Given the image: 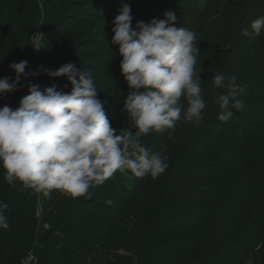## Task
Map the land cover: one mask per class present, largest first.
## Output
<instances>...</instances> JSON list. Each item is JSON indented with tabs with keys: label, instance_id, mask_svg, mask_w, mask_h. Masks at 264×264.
Listing matches in <instances>:
<instances>
[{
	"label": "trees",
	"instance_id": "16d2710c",
	"mask_svg": "<svg viewBox=\"0 0 264 264\" xmlns=\"http://www.w3.org/2000/svg\"><path fill=\"white\" fill-rule=\"evenodd\" d=\"M27 2L28 0H21L15 3L27 6ZM15 3L6 4L5 0H0V7L4 6L6 9L10 6L17 11L19 8ZM181 3L185 9L190 6L189 0H181ZM234 3L235 1L231 0L226 2V9ZM55 12L49 11L47 7L42 11L36 10V24L16 25L15 28L11 22L1 25L3 18L0 13V35L4 38L10 29H14L13 34H10L13 36L10 44L0 37V79H15L16 74L9 65L32 58V49L24 51L23 46L30 47L32 35L36 34L35 31L37 32L42 22L41 17L44 19V32H53L54 28L49 25L45 27V23L53 19ZM221 12L230 13L227 10ZM211 14L210 18L213 17L215 21L221 16L217 12ZM70 18L71 16L68 21L74 17ZM218 21L222 28V25L227 24L220 19ZM66 23L64 21L59 24L60 30ZM228 27L226 25L225 31L229 36L232 30ZM200 29L201 31L195 30L197 37L205 32L202 27ZM19 33L26 34L27 40L23 42L16 39L15 36ZM74 43L75 38L69 36L57 41L56 46L37 61L28 89L24 90L21 83L16 92L0 96V108L6 105L13 109L18 108L21 99L29 94L32 85H38L41 89L50 87L51 84L59 85L69 88L66 92L72 89V85L66 80L59 79L61 83L55 77L49 76L48 72L67 63H73L75 66L78 64L73 61V57L78 58L76 55L60 57L62 51L66 54ZM223 44V41L220 42L225 50L226 46ZM58 53L60 58L57 57ZM112 56L113 51L108 53V61L105 64L107 73ZM258 66L259 63L254 68V76L264 78V67ZM91 72L94 73V70ZM201 75L204 77V73ZM231 75L247 79L238 73L228 74ZM35 77L38 80H35ZM94 83L96 85L98 81L95 80ZM245 84L252 85L253 88L255 83ZM203 92L207 102L203 122L199 125H182L172 134H169L168 130L143 138L150 152L158 148L159 153L169 157V167L156 179L150 176L136 178L138 183L132 185V191L126 189L125 183L118 181L131 175L117 173L114 178L95 188L91 199L72 198L56 190L52 191L50 197H45L42 193L22 190L19 182L15 187L7 184L4 180L5 170L0 166V201L9 205L6 215L10 224L8 230H0V264H24L29 257H32L30 264H264V144L261 143L260 148L256 144L248 146L246 154L254 157L243 158L239 173L243 178L242 182L262 188L259 208L255 209L253 205L238 207L239 214L230 211L229 215H232L224 222H228L224 225L225 230L208 228L209 218L204 212L214 202L217 190L211 175L214 166L213 151L205 149L208 144L205 130L213 124L220 109L214 102L211 85ZM259 93L255 97L259 98L255 100L258 105L264 103V93L260 96ZM245 96L247 97H242L243 102ZM233 112L237 113L236 110ZM226 146L235 148L231 142H227ZM227 182L224 196L230 195L234 185H238L231 179ZM129 191L135 195L131 196ZM120 193L122 195H119ZM131 198H135L140 206L152 209L153 212L147 229L141 231L140 237H135L137 239H134V242L131 238L128 244L123 245L122 235L125 231L131 234V229H125L120 221V213L125 201ZM186 205H195L204 211L192 214L195 219L189 221L191 226L176 230L173 222L185 220L188 214L183 212V209ZM224 215L226 217L227 214ZM175 231L185 233L186 237H173ZM117 232L120 233V238L115 237ZM212 237L214 239H211ZM114 240L117 244L113 249L111 244ZM259 246L257 252L251 253ZM119 249L125 250L126 254H119Z\"/></svg>",
	"mask_w": 264,
	"mask_h": 264
},
{
	"label": "clouds",
	"instance_id": "9594fccd",
	"mask_svg": "<svg viewBox=\"0 0 264 264\" xmlns=\"http://www.w3.org/2000/svg\"><path fill=\"white\" fill-rule=\"evenodd\" d=\"M163 15V19L133 26L131 6L122 3L112 22L111 44L119 46L121 75L129 87L122 112L131 129L117 132L113 128L92 72L78 70L73 63L48 72L51 77H67L70 92L56 85L44 89L32 85L18 108H0V166L7 184L15 187L19 182L22 190L45 197L56 190L72 198L91 199L94 189L117 173L156 179L166 172L169 157L150 152L143 138L175 130L180 122L199 125L205 119L207 102L197 33L175 27L174 12ZM262 31L264 16L251 21L250 29H243L241 35L259 36ZM43 38L32 35L29 45L39 52L45 48ZM9 67L15 79H0V96L16 92L21 77H27V60ZM212 85L220 109L217 118L227 123L233 110L245 107L242 97L249 86L219 70L212 76ZM8 208L0 201V230L10 228Z\"/></svg>",
	"mask_w": 264,
	"mask_h": 264
},
{
	"label": "rangeland",
	"instance_id": "374dc122",
	"mask_svg": "<svg viewBox=\"0 0 264 264\" xmlns=\"http://www.w3.org/2000/svg\"><path fill=\"white\" fill-rule=\"evenodd\" d=\"M17 1L21 0H5V3L11 4ZM189 1L190 6L188 9H185L181 0H35L36 6L34 0H28L27 6L15 3L19 8L17 11L10 6L5 9L2 5L3 7H0V13L3 18L1 25H4L5 22H11L13 24L12 27L16 25H34L37 20V15L35 17L36 10L42 11L47 7L49 11H56L53 19L45 23V27L49 25V27L52 26L54 28L53 32H44V25H42L44 21L43 17H41L42 22L37 28V32L35 31L36 34L46 36V39L44 38L43 40L45 48L37 52L32 46H23L24 51L26 49H32L31 51H33L32 58L27 60V77L21 78L23 89H28L29 80L32 79L31 75L35 71L37 61L40 60L42 55L48 54L62 37L69 36L72 39L75 38L72 49L67 51L66 54L62 51L63 54L61 53L60 57L63 55L66 57L76 55L78 58L73 57V61L78 63L76 65L78 70H94V73H92L93 79L94 81H98L96 87L101 92L99 98L105 102V111L113 128L117 132L122 128L131 129L132 127L127 114L122 112L123 101L129 92V87L121 75L120 63L122 58L119 56V46L111 44L113 37L112 28L114 27L112 22L119 14L121 4L127 3L131 6L133 26L140 21L149 23L154 18L163 19L165 12L172 11L177 17L175 27L179 28L183 26L196 31H201L200 27H202L205 32L203 31V35L197 37L198 48L201 53L200 60L203 62L201 65L203 68L202 73H204V77L201 75L202 89L206 91L207 87L211 85L212 93H214L211 79L217 70L223 72L226 76L229 73H236V75L238 73L243 77H247V79H244L238 76L240 83H255L253 88L251 85L247 89V93H250V95L246 94L247 97L245 96V107L243 109L237 111V113L234 112L233 118L227 123L220 122L217 115L213 120V124L209 125L205 130L208 140L205 149L213 151L212 165L214 166L212 167L211 175L215 185L214 188H216L217 192L214 195V202L206 208L204 213L209 218L208 228L220 231L223 228L225 230L226 226L224 227V225L228 222H224L229 220V216L232 215H229L231 210L235 214H239L237 211L238 207L245 208L248 205H253L256 209L261 204L262 188H256L248 185L246 182H242L243 178L239 173L243 158L254 157L253 155L248 156L246 154L248 146L256 144L260 148V144H264V103L258 105L255 101L259 99L255 98L257 93L260 92L259 96L264 93V78L259 79L258 75L254 76V68L258 63V67L260 65L264 67V31L259 36L252 37H244L241 35V32L245 28L250 29L251 21L264 16V0H231L232 2L235 1V3L227 9L225 3L229 2V0ZM221 10H227L230 13L224 14L225 12H221ZM213 12L219 13L221 15L220 21L222 20L224 23H227L222 25L223 28L219 24V19L215 21L213 17L212 19L210 18ZM69 16L74 18H70L71 20L68 21ZM93 16L95 17L93 18ZM75 18L76 21L74 20ZM64 21L67 23L60 30L59 24L64 23ZM226 25L229 26L228 29L232 30L229 36L226 34L227 31H225ZM12 31L14 29H10L4 38L0 35L5 43H11L13 36L11 35V37L10 34H13ZM26 36V34L19 33L15 38L24 42L27 40ZM222 41L224 42L223 45L226 46L225 50L220 45ZM111 51H113L112 62L109 63V73H107L105 64L108 61V53ZM57 57H59V53ZM58 69L54 67V71ZM55 79L58 81L63 79L70 83L67 77H55ZM35 80H38V78L35 77ZM256 82L258 83L256 84ZM53 85L51 84L50 86ZM56 86H58V90L65 92L69 89L59 85ZM70 91L71 89L68 92ZM215 91L218 92V90ZM187 124L184 122L178 123L175 130H169V134L175 133L182 125ZM227 142L233 143L235 145L233 147L235 148H227ZM159 152L158 148L153 151V153ZM230 179L237 182L238 185H234L230 195L224 196V190L228 184L227 181ZM135 180V177L131 178L127 176L120 178L118 181L125 183L126 189L129 188L132 191V185L138 183ZM129 193L131 196L135 195L130 191ZM119 195L122 194L120 193ZM111 202L114 201L111 200ZM183 210V212L188 214L185 217L186 221L177 220L173 222L174 229L176 230L191 226L189 221L195 219L192 214H199L204 211V209L202 210L195 205H186ZM152 212V209L140 206L135 198L125 201L121 209L120 221H122L125 229H131V234L127 231L123 233L121 238L124 243L123 245L128 244L131 238L134 242V239L140 237L141 231L143 232L144 229H147ZM225 213L227 214L226 217ZM176 233L172 234V236L186 237L185 233L180 232L177 235ZM119 236L120 233L118 234L117 232L115 237L118 238ZM211 239L214 238L212 237ZM116 244L114 240L111 248L114 249ZM259 248L260 246L253 249L251 253L257 252ZM118 253L126 254V251L119 249Z\"/></svg>",
	"mask_w": 264,
	"mask_h": 264
},
{
	"label": "built area",
	"instance_id": "2783aa9c",
	"mask_svg": "<svg viewBox=\"0 0 264 264\" xmlns=\"http://www.w3.org/2000/svg\"><path fill=\"white\" fill-rule=\"evenodd\" d=\"M31 260H32V257H29V258L24 262V264H30Z\"/></svg>",
	"mask_w": 264,
	"mask_h": 264
}]
</instances>
